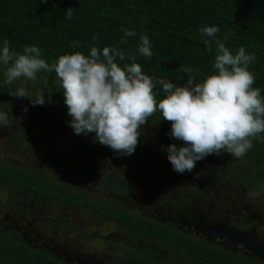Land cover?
<instances>
[{"label":"trees","instance_id":"16d2710c","mask_svg":"<svg viewBox=\"0 0 264 264\" xmlns=\"http://www.w3.org/2000/svg\"><path fill=\"white\" fill-rule=\"evenodd\" d=\"M66 10L71 11L70 18ZM205 25L219 28L214 38L201 36L199 29ZM124 28L133 30L136 34L125 37L122 31ZM141 34L149 37L153 53L150 58L137 51ZM122 39L126 42L122 43ZM204 39L212 41L210 47L205 46ZM215 39L223 41L233 52L243 46L246 53L255 54L256 58L249 67L255 76L252 87L260 88L261 95L264 96V0H0V44L7 40L10 50L20 53L25 46L36 45L49 64L59 56L75 51L88 55L92 46L98 49L105 46L117 47L124 53V60L116 61L120 66L130 65L133 62L131 57L135 55V62L142 66L145 74L155 80L163 79L176 86H182L187 80L182 66H191L194 69V83L202 82L207 75L215 71L212 67L217 46ZM73 42H78L79 47H73ZM3 71L4 69L0 68V111L7 116L18 112L22 121L20 130L14 127L8 132V135L12 133L11 136H14L10 141L12 140L15 146L29 140L24 133L28 127L38 131L39 127L45 126L39 130L43 134L75 135L67 124L71 117L67 115L62 89L54 72H41L34 82L21 79L12 84H5ZM19 87H24L32 98L44 93L46 103L33 106L30 98L15 97L14 93ZM154 91L157 93V101L166 95L159 83L155 84ZM143 126L152 128V136L140 133L132 155H118L114 150L99 143V147L105 150H101V156L98 155L97 160L111 153L113 160L122 162L125 166L128 165V160L137 163L138 167L142 165L144 176L147 178L155 174L154 171L145 169L149 165L158 169L156 174L161 177L162 170L167 165L171 166L162 146L181 142L170 139L168 133L171 122L162 119L158 111L149 117ZM0 129L6 130L5 127ZM94 135L89 133L87 136H75H78L80 141H93ZM251 140L253 147L248 151L251 155L246 156L245 165H250L253 172L241 166L242 158L221 153L198 161L191 172L180 174L184 175L185 179L187 176L192 179L200 177V184L201 180L205 179L206 183L211 182L219 187L221 184H240L252 186L264 193V180L258 178L259 173H263L264 166L261 161L256 163L258 156L254 153L264 150V132L251 137ZM138 156H141L140 160ZM253 163L256 164L253 166ZM43 169L41 166L25 167L0 158V186L15 189L18 193L12 195V206H19L22 213H28L33 209L31 205L34 202L43 201L46 204L62 206L68 211H90L94 217L102 218L129 234L126 240L120 242L116 239H103L109 254L116 256L121 262L184 264L176 260L184 257L190 264H264L257 251L260 245L253 246L248 240L251 236L246 238L240 235L241 248H235L232 241H225L216 234L218 227L215 223H207L212 227L204 226L202 222L205 217L199 212L198 216H195L191 191L206 200L216 198L214 192L212 195L205 192L206 195L203 196L200 194L201 187L196 185L191 187L192 190L187 188L188 192L185 194L180 192L177 196L172 195L182 208L189 210L195 217L196 226L190 230L184 226V221L172 224L160 221L149 213L128 207L119 198L104 200L91 197L72 184L77 181L75 177L65 184L58 178L44 174ZM110 173L116 174L114 170ZM255 173L257 177L254 176ZM115 178L117 179V175ZM119 178L121 183L125 182V178ZM127 178L129 180V177ZM110 182L113 181L109 179L107 183ZM171 182L180 183L176 177ZM112 185H117V182L114 181ZM140 189L143 191L142 187ZM122 192L130 198L134 193L137 194V188L127 186L126 183V189ZM148 201L150 199L147 198L145 203L148 204ZM173 203L171 201V204ZM153 206L155 207V204L148 207ZM64 226L69 227L68 224ZM240 226L242 223H237L235 227L241 228ZM249 227L247 224L246 228ZM75 231L83 235V238L90 239L91 233L85 227ZM232 233L228 230L227 235L232 238ZM154 243L164 248L162 254L153 249ZM0 264L71 263L56 253L41 250L0 229Z\"/></svg>","mask_w":264,"mask_h":264},{"label":"clouds","instance_id":"9594fccd","mask_svg":"<svg viewBox=\"0 0 264 264\" xmlns=\"http://www.w3.org/2000/svg\"><path fill=\"white\" fill-rule=\"evenodd\" d=\"M66 11L70 18L71 11ZM122 31L125 37L136 34L127 28ZM218 31L217 26L199 29L201 36L208 38H214ZM211 42L203 40L206 47ZM215 43V71L194 83V69L182 66L187 76L182 86L145 74L135 55L130 65L120 66L116 61H123L124 53L110 46H92L88 55L80 51L64 54L49 64L36 45L25 46L20 53L10 50L4 40L0 44V68L4 69L5 84L21 79L34 82L39 73L54 72L73 133H94V141L118 155L135 152L139 129L160 112L162 119L171 122L170 139L181 142L169 143L162 150L172 170L182 174L191 172L208 155L227 153L242 158L253 147L251 137L264 132V96L260 88L252 87L255 76L249 70L255 54L246 53L243 46L233 52L219 39ZM73 47H79L78 42H73ZM151 48L149 37L141 34L137 51L150 58ZM156 83L166 93L159 101L154 91ZM14 96L30 98L33 106L46 103L44 93L32 98L24 87L17 88ZM7 126L8 116L0 111V127Z\"/></svg>","mask_w":264,"mask_h":264},{"label":"rangeland","instance_id":"374dc122","mask_svg":"<svg viewBox=\"0 0 264 264\" xmlns=\"http://www.w3.org/2000/svg\"><path fill=\"white\" fill-rule=\"evenodd\" d=\"M14 127L19 130L22 128L18 112L8 115L6 130L0 129L1 159L25 165V167L26 165L41 166L44 168V174L58 178L65 184L75 177L77 181L72 184L85 194L104 198V200L119 198L128 207H134L145 214L149 213L163 222L172 224L184 221V226L190 230L194 229L195 223H197L195 217L189 210L182 208L173 196H177L180 192L185 194L188 192L187 188L192 190L191 187L196 185L201 187L200 194L203 196L205 192L206 194L209 192L210 195L212 192L216 193V198L213 197L209 199L212 201H209L204 197L200 198L202 197L200 195L197 196L195 191L192 190L193 193L191 191L192 209L196 211L195 216H198L199 212L205 217L202 222L204 226L212 227L207 223L211 221L215 223L218 227L215 230L216 234L225 241H232L235 248L240 247V235L246 236V238L251 236L248 239L249 242L253 246L260 245L257 251L264 260V244H262L264 243V193H260L259 189L240 184L233 186L230 183H228L229 186L221 184L219 187L211 182L206 183L205 179H202L200 184L198 182L200 177L192 179L187 176L188 178L185 179L184 175L173 171L172 167L168 165L162 170L161 177L156 174L158 169H154L152 165L147 166L146 170L155 172L150 178H147L144 176L142 165L138 167L137 163H133L132 160H128V165L125 166L122 162L118 163L113 160L111 153L106 154L101 160H97V156H101V150H105L100 148L99 142L80 141L79 137L75 135L59 136L53 135V133L39 132L45 126L39 127L38 131H33L31 127H28L24 133L29 137V140H26L25 143L21 142L20 146H15L12 140L10 141L14 136H11L12 133L8 135V132L12 131ZM52 131L54 132L53 129ZM139 131L146 136H152L150 126H141ZM254 153L258 156L256 163L261 161L260 163L264 166V150ZM247 155H251V152H247L242 157L241 166L245 170L253 172L250 165H245L247 164ZM138 158L140 160L141 156ZM209 158L210 155L204 159ZM256 163H253V166ZM112 170L116 174L111 175ZM254 176L257 177V174L255 173ZM119 177L125 178V182L121 183L122 180ZM175 177L180 182H178L179 184L171 182ZM258 178L264 180V169L263 173H259ZM109 179L117 182V185H112L113 182L108 184ZM126 183L127 186L136 187L137 194L134 193L128 198L122 192L126 189ZM141 187L143 191H141ZM250 193H259V195H249ZM17 194L15 189L0 186V229L2 231H6L14 238L21 239L41 250L56 253L71 264H126L116 256L109 254L108 247L103 240L116 239L119 242L126 240L129 234L124 230L117 229L114 224L102 218L94 217L93 213L88 210L85 212L68 211L62 206L46 204L43 201L34 202L31 205L33 208L31 212L22 213L19 206L14 207L11 204L13 202L12 195ZM147 198L150 199L148 204L145 203ZM171 201L174 203L171 204ZM152 204H155V207H148ZM202 207L203 209H201ZM219 219L220 222H225L221 224ZM234 222L242 223L241 228L235 227L237 223L233 225ZM65 224H68L69 227L64 226ZM247 224L250 226L249 228H246ZM83 227L91 233L90 239L83 238V235L81 236L75 231L77 228ZM228 230L230 233L233 232L230 234L233 236L232 238L227 235ZM152 247L158 253L162 254L164 251V248L156 243ZM176 260L179 263L190 264L184 257L176 258Z\"/></svg>","mask_w":264,"mask_h":264}]
</instances>
